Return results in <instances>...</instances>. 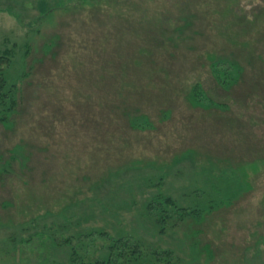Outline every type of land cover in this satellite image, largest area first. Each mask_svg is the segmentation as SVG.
I'll list each match as a JSON object with an SVG mask.
<instances>
[{
  "label": "rangeland",
  "instance_id": "rangeland-1",
  "mask_svg": "<svg viewBox=\"0 0 264 264\" xmlns=\"http://www.w3.org/2000/svg\"><path fill=\"white\" fill-rule=\"evenodd\" d=\"M5 52L0 264H264V0H0Z\"/></svg>",
  "mask_w": 264,
  "mask_h": 264
},
{
  "label": "trees",
  "instance_id": "trees-1",
  "mask_svg": "<svg viewBox=\"0 0 264 264\" xmlns=\"http://www.w3.org/2000/svg\"><path fill=\"white\" fill-rule=\"evenodd\" d=\"M11 64V57L8 52L0 54V122L8 123L12 113L17 107V92L18 88L16 83H12L7 79L6 69ZM162 199H154L156 207L152 204L147 205L149 210H154L153 212H159V217L166 221L169 214V207L166 204H169L172 208H176V203L173 199L169 197L162 196ZM148 210V212H149ZM152 212V213H153ZM186 213V211L184 212ZM101 235L108 237L107 232H101ZM108 239H111L104 258H98L96 260H86L84 257L78 255L77 251H73L71 256V261L73 264H130L134 262L137 264H148L150 263V257L157 255L156 259L161 255H165L164 259L165 264L172 263L171 253L169 249H153L149 251V254L142 253L143 244L139 242V239L133 238L127 239L125 237L114 238V236ZM82 258V259H81ZM161 259L160 257L158 260Z\"/></svg>",
  "mask_w": 264,
  "mask_h": 264
}]
</instances>
